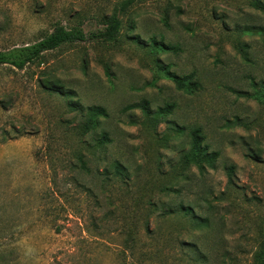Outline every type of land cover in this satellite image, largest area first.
I'll list each match as a JSON object with an SVG mask.
<instances>
[{
    "label": "rangeland",
    "instance_id": "rangeland-1",
    "mask_svg": "<svg viewBox=\"0 0 264 264\" xmlns=\"http://www.w3.org/2000/svg\"><path fill=\"white\" fill-rule=\"evenodd\" d=\"M255 2L264 5L0 0L1 52L56 28L89 35L121 21L113 43L0 66V264H259L264 12ZM141 104L148 117L124 111ZM91 107L107 118L86 130ZM193 130L213 159L202 168L190 160ZM103 133L111 143L99 146Z\"/></svg>",
    "mask_w": 264,
    "mask_h": 264
},
{
    "label": "trees",
    "instance_id": "trees-1",
    "mask_svg": "<svg viewBox=\"0 0 264 264\" xmlns=\"http://www.w3.org/2000/svg\"><path fill=\"white\" fill-rule=\"evenodd\" d=\"M129 6L127 2L123 5L122 9L125 10ZM254 8L264 12V5H260L259 2L254 3ZM121 29V21L113 16L105 21V28L96 33H91L86 35L80 29H72V30H65L63 28H56L48 37L43 39L42 41L24 48H16L10 51H0V66H10L17 70H23L27 65L34 64L36 61L40 60L43 54L51 51H55L60 47L67 45V44H75V43H82L86 42L87 40H97L106 44L113 43L119 36V32ZM171 79L176 83V85L180 88L185 87L187 83L188 86H191L193 90L197 88L196 83H188L190 77H185L184 82L179 80L175 76L169 75ZM134 109H140L143 114L148 117L149 112L146 104L141 105H130L124 108V111H131ZM165 115L164 110L160 109L154 115L158 122ZM86 123L85 128L86 130H94L99 125V120L107 118L106 112L100 107H91L86 109ZM174 128V129H173ZM173 130L175 134H181L183 132L182 129L178 128L177 126H173ZM191 138V162L198 165L199 168H202V164L204 163H211L213 161L212 157H207L205 148L200 146V134L198 131L193 130L190 133ZM111 143V140L108 137V134L103 133L97 140V144L99 146L108 145ZM114 169L117 175L121 172L119 164L114 165ZM187 210V209H186ZM259 264H264V251L261 254Z\"/></svg>",
    "mask_w": 264,
    "mask_h": 264
}]
</instances>
